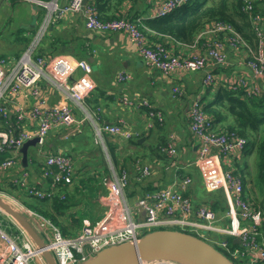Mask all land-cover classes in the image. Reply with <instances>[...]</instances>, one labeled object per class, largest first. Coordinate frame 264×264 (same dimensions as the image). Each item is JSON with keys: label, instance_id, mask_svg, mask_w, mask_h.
Listing matches in <instances>:
<instances>
[{"label": "built area", "instance_id": "obj_1", "mask_svg": "<svg viewBox=\"0 0 264 264\" xmlns=\"http://www.w3.org/2000/svg\"><path fill=\"white\" fill-rule=\"evenodd\" d=\"M26 1L40 6L43 10L45 8L43 0ZM188 1L151 0L150 5L156 10L152 15L164 16ZM262 1L264 0H242L241 9L246 12L252 23L255 45L243 38L232 24L220 20L206 22L197 33L196 40L191 44H185L186 50L173 52L162 41L151 45L144 32L147 27L140 17L100 18L95 0H67L61 10H58V4L54 3L42 24L49 26L58 21L63 17L61 15L63 11H68V14L81 13L84 17V25L89 30L126 32L134 42L145 65L159 71L164 77L177 71L204 70L206 75L202 80L205 87L221 84L233 91L241 90L247 97H256L264 96V12L257 8ZM42 36L41 31H38L34 43L23 51L15 64L6 61L5 58L0 59V115L4 119H8L11 114L7 106L8 96L19 91L37 93L38 83L44 78L56 83L71 101L79 105H82L87 93L94 87L90 77L92 66L86 60L63 54L50 58L34 55ZM228 50L240 53L237 69L216 75L212 67L230 65L225 60V53ZM77 69L81 70V74L72 79ZM130 78L131 75L123 70L116 74L118 81H126ZM182 90L181 82L173 84V95L181 94ZM135 98L123 96L120 101L129 106L144 108L149 119L148 128L152 127L154 122L163 123L161 111L154 109L146 98ZM30 113L37 121L36 129L20 130L15 123L16 131L7 129L0 131V151L10 149L13 151L11 153H14L24 141L34 136L38 137L36 144H43L49 131L55 127L67 129L64 137L74 136L81 132L85 125V118L75 117L70 105L65 101H59L44 112L34 107ZM13 115L22 126L24 121L22 107H19ZM186 117L196 145L193 164L201 175L206 191L223 193L229 224L222 225L219 222L221 217L207 204L194 205L191 199L184 195L183 190L191 183V177L186 175L180 181L178 188L169 185L154 188L145 192L131 207L121 199L116 202V207L110 208L98 219V222H94L93 225L84 222L81 230L75 235L65 237L54 226V229H51V239L45 242V249L48 248L47 250L53 254L56 264H79L105 247L125 241L134 242L149 231L163 228L195 233L196 237L211 244L230 260H239L241 264H259L264 260V238L261 235L264 220L262 209L245 196L244 182L234 171V165L243 155L247 140L237 133L217 126L212 116L205 112L200 97L192 101ZM96 132L110 134L121 140L140 136L139 132L131 130L123 123L97 124ZM158 151L174 156L177 148L174 142L169 141L160 145ZM14 156L15 153L11 158L0 162V173L15 166ZM133 165L136 171L135 180L139 182L152 171L151 164L140 158L135 159ZM72 175L71 157L62 152H55L46 155L41 171L42 177L51 179L49 185L37 187L35 184H30L27 171H23L13 180L28 193L44 198L49 196L59 183L72 179ZM128 179L127 170L122 166L115 181L103 177L102 182L111 195H116L122 193L128 185ZM32 211L30 214L35 215ZM4 216L8 214L0 208V217ZM46 223L51 225L49 220ZM14 224L21 233L10 234L13 237L0 224V264H47L43 255H34L36 245L32 239L17 223ZM39 233L43 235L41 237L44 240L45 229ZM215 233L217 237L213 235ZM19 237L21 242H18ZM234 238L239 239V244L233 242ZM139 264L180 263L154 259L141 261Z\"/></svg>", "mask_w": 264, "mask_h": 264}, {"label": "crops", "instance_id": "obj_2", "mask_svg": "<svg viewBox=\"0 0 264 264\" xmlns=\"http://www.w3.org/2000/svg\"><path fill=\"white\" fill-rule=\"evenodd\" d=\"M66 2L67 0H56L58 6L64 5ZM150 2L151 0H123L118 4V7L119 11L125 13L126 17L131 15L140 17L143 24L146 25L147 20L156 17L152 15L156 10L151 7ZM26 3L21 8H14L13 2L7 3L12 13L18 11L22 13V20L19 22L20 26L17 31V44L10 56L7 57V61H12L11 57L19 58L21 56L23 51L30 45V40L36 33L41 20L43 22L44 19L42 18L43 10L40 6L30 2ZM257 7L264 12V1L260 2ZM0 10L1 12L4 11L1 5ZM58 21L51 23L47 33H45L46 35L42 36L43 38L39 43L41 41H45V43L41 46L38 43L37 46L43 48L39 52L45 58L62 53L89 62L92 66L90 77L94 83L93 89L87 93L82 105H79L71 101L56 83L44 78L38 83L37 93L31 94L28 91H19L8 96L7 106L11 114L8 119H4L0 115V129L6 130L8 128L7 124L13 123L15 120L13 114L19 107H22L24 112L23 124L26 129L34 131L37 121L31 116V108L36 107L40 112H44L59 101L67 102L75 117L85 118V125L81 132L67 137H64L67 132L66 128L55 127L51 129L43 144H36L29 148L27 166L22 169L21 160L16 162L14 167L0 173V183H8L23 171H27L30 184L46 187V179L41 176L46 155L55 152L69 154L72 160L73 175L72 179L64 183L71 186L74 191L72 193L74 199H71V202H74V200L80 201L79 204L77 202L75 207L73 206V212L75 210L80 211L82 201H87L86 203L91 211L87 218L90 217L94 221L99 217L101 218L98 215L101 214L105 201L115 199L116 202H119L124 199L127 205L131 207L145 192L154 188L167 185L178 188L182 178L188 175L191 177V183L183 190L184 195L190 198L194 205L204 203L210 206L221 217L219 222L222 225H228L227 205L223 193L221 192L222 195L217 199L219 200V206H212L213 200H210L208 196L216 192H208L204 189L198 169L193 164L196 145L188 128L186 117V112L195 98H201L202 96L207 102L217 93V90L225 88V86L214 84L205 87L202 80L204 70L191 72L184 70L177 71V73L168 77L162 76L159 71L145 65L136 50L134 42L126 32L89 30L84 25V17L81 13L65 15ZM146 35L151 45L157 41H162L173 52L186 50L187 48L185 44L175 42L171 37L148 28L146 29ZM59 36L60 38H58ZM55 38L60 39L59 45L57 46L56 40H54L53 46L47 48L49 46L48 39ZM62 45L64 47L58 50L57 47ZM230 52L235 57L234 53ZM34 55H38L36 50ZM1 58L3 57L0 53ZM230 61L232 63L230 62L228 67L215 66L212 67V71L216 75H220L222 72L228 73L230 69H237V64H234L236 60L231 55ZM121 70L129 73L131 78L126 81H118L116 74ZM80 74L81 70L77 69L73 73L72 79ZM179 82L182 83V93L173 95L172 86L174 83ZM123 95H128L131 98L136 97L135 99L146 98L154 109L162 112L164 116L163 123L154 122V125L148 128L147 122L149 119L145 114V109L123 104L120 101ZM88 98L94 99L89 102V105L87 103ZM205 102H203L204 105ZM111 123H123L131 130L139 132L141 136L138 139L142 140L138 141L142 142L143 146L134 147L129 144V139L121 140L110 134H98L96 132L97 124ZM162 137L167 138L166 142L175 143L176 155H165L157 149L156 151H149L140 160L150 163L152 171L142 181L135 180L136 171L133 165L135 159L128 160L125 163L121 159L122 164L115 166L114 157L118 155L128 156L136 150L147 151L149 148L158 147L159 140ZM32 156L38 160V163L31 161ZM246 156L243 152L240 159L236 161L241 170L246 163ZM99 160L106 162L107 171L97 174L98 166L102 164L98 163ZM122 166L126 168L129 176L128 185L121 194L111 195L109 189L103 184L102 178L107 177L111 181H115ZM75 187L78 188L77 191H75ZM244 189L245 193L249 189L246 182ZM205 193H207L206 196ZM246 195L254 198L251 192ZM115 207L116 203L110 208ZM36 218L32 216L31 224L38 232H42L46 228L47 219L40 217L42 221H35Z\"/></svg>", "mask_w": 264, "mask_h": 264}, {"label": "trees", "instance_id": "obj_3", "mask_svg": "<svg viewBox=\"0 0 264 264\" xmlns=\"http://www.w3.org/2000/svg\"><path fill=\"white\" fill-rule=\"evenodd\" d=\"M122 1L123 0H95V6L98 10L99 17L108 19L116 16H125V13L119 11L120 9L118 7V4ZM242 3V0H189L185 5L175 9L169 14L147 20L146 25H144L148 29L172 37L175 39V42L191 44L196 40L197 33L206 22L221 20L232 24L243 38L252 45H255L256 39L252 31V23L248 19L246 12L241 9ZM127 17L134 18L132 15ZM144 32L146 33V29H144ZM253 35L254 40L251 41L250 39H253ZM58 38H60V36ZM43 43H45V41H41L39 46L43 45ZM53 44V42H50L47 48L53 46ZM39 46H37L36 51L38 55H41L39 51L43 50V48ZM49 53L52 54L51 51H49ZM93 100V98H88V105L89 102ZM204 110L212 116L217 126L230 132L237 133L247 140L244 152L246 154H253V162L256 171V181H254V183L259 194L264 196V96L247 97L241 90L233 91L230 88H221L217 90V93L210 100L205 102ZM7 127V130L10 131L17 130L15 123H9ZM166 139V137H162L159 140V146L166 143ZM128 142L134 147L143 146V143L139 142L138 138H131ZM158 147L149 148L147 151L136 150L132 155L128 156L118 155L114 157V164L118 166L121 165L122 162L125 163L128 160L145 157L149 151L158 150ZM11 152L13 151L10 149L0 151V162L11 158L14 153L16 162H19L21 158L19 150H15L14 153ZM121 159L122 162H120ZM35 160V157L32 156L31 161L33 163H38V160ZM98 163L102 164L98 166L99 170L97 174H99V172H106V162L99 160ZM234 171L241 176L245 184V176L241 172L242 170L237 162L234 165ZM45 179L47 185H49L51 179ZM7 184H9V188L2 190V187H0V191L2 190L6 194L19 198L26 207L33 210L40 217L49 220L63 235L71 236L77 233L79 228L78 220L84 217V215L83 213L76 214L75 211L73 212V206H76L78 200L71 202V199H74V195L69 191L68 184L59 183L57 187L60 186V188L56 189V187V190L52 191L49 196L44 198L38 197L33 193H28L27 190L16 185L13 179ZM36 186L38 187V185ZM12 189L18 190L17 195L11 192ZM77 190L78 188L75 187V191ZM244 194L253 201L255 205L261 207L258 201L255 200L256 198H252V200L245 192ZM262 204L264 208V200ZM211 205L214 207L219 206V200H213ZM3 223L6 224L5 228L9 234H18L20 232L16 225V228H14L13 225L5 221H3ZM191 234L195 235V233ZM40 235L43 237L41 233ZM224 237L229 238L226 235H224ZM231 261L234 262L233 259ZM235 261L240 263L239 260ZM259 264H264V260Z\"/></svg>", "mask_w": 264, "mask_h": 264}, {"label": "water", "instance_id": "obj_4", "mask_svg": "<svg viewBox=\"0 0 264 264\" xmlns=\"http://www.w3.org/2000/svg\"><path fill=\"white\" fill-rule=\"evenodd\" d=\"M142 140V139H138ZM38 137L34 136L19 148L21 168L28 164V153L35 146ZM0 208L4 210L27 233L47 264H56L53 255L45 249V242L28 218L0 196ZM233 242L239 244V239ZM164 259L180 264H234L228 257L211 244L190 233L177 229H155L149 231L136 241H125L98 251L93 257L79 264H139L141 261Z\"/></svg>", "mask_w": 264, "mask_h": 264}, {"label": "rangeland", "instance_id": "obj_5", "mask_svg": "<svg viewBox=\"0 0 264 264\" xmlns=\"http://www.w3.org/2000/svg\"><path fill=\"white\" fill-rule=\"evenodd\" d=\"M7 1L8 0H6V1L5 0H0V3H1L0 5H1L2 9L4 10L2 12L0 10V53L2 54V57L5 58L6 61H7V57H9L10 54H11V52L13 51L14 46L17 44V42H16V38L18 37L17 36V31H18L19 26H20L19 25V22L22 20V13L19 12V11L12 13L9 10L10 7L7 6V3H12L13 2L14 8H19V7L21 8L22 5L27 4L26 3L27 2L26 0H10L8 2ZM43 1L45 2V8H44V12L42 13V18H45L51 12L52 6H53L54 3H56V0H43ZM65 5L66 4H64L62 6H58V10L59 9L60 10L63 9ZM61 15L62 16L68 15V11H63ZM48 27L49 26L47 24L46 25H43L42 24V20H41V23L39 24L36 33L38 31H41V33H42V35L44 37L45 33H47V31H48ZM36 33L33 35V37L30 40V43L29 44H33L34 43L35 37H36ZM63 33H64V31H63ZM54 40H56V43H57V46H58L59 43H60V39H58V38L48 39V44L50 42H53ZM250 40L251 41L254 40V35H253V39H250ZM63 47L64 46L62 45L60 47H57V49L58 50H61V48H63ZM230 51H232V50H230ZM230 51L227 52V53H225L226 63H230V62L232 63V61H230V55L233 57V59L236 60V63H234V64L239 63V61H240L239 60L240 59V53L237 54V53H234V51H232L234 53V55H235V57H234L233 54ZM59 52H62V51H59ZM76 59H80V58H76ZM11 60L13 62L12 61H8V62H10L11 64H15V62L18 60V57L17 58L11 57ZM231 70L232 69H230V71ZM205 75L206 74L204 73L203 77ZM123 96H128V95H123ZM207 98H209V97H207ZM207 98H205V99H207ZM200 100H201V102H205V100L203 99L202 96H201ZM33 108L34 107L31 108V111H32ZM13 123H16L20 130L21 129H25V125L24 124H22V126H20L19 123L16 120H14ZM0 131H2V130L0 129ZM246 155H247L246 156V159L247 160L245 159L246 160V163L244 165H243L244 162L242 163L243 168H242V171H241L243 174H245V177H244L245 178V182L247 184V187L249 188L248 189L249 191L246 190V194H249V192H251L252 195H253V197L256 198L255 200L258 201V203L261 206L260 208L262 209V217H264V208L262 206L263 205L262 204V201L264 200V196L259 194V191L257 190V188L255 186V183H254V181H256L255 180L256 171H255V165H254V162H253V154L251 155V154H248L247 153ZM199 175H200V173H199ZM200 177H201V175H200ZM201 181H202V178H201ZM202 185H203V182H202ZM0 187H2V190H4L6 188H9V184H7L6 182L4 184H1L0 183ZM59 188H60V186H58L56 189H59ZM68 189H69V191L71 193L74 192L72 190V187L71 186H68ZM2 190L0 191V196L4 200H6L8 203H10L14 208H16L17 210L21 211L30 221L32 219V216L37 217L35 219V221H40L41 218H43V217H41V218L38 217L39 215L37 213H35L34 211H32V212L35 213V215L34 214H30L31 209L28 208V207H26L19 198H17L16 196H12V195L6 194ZM11 192L14 193V195H17L18 190L17 189H12ZM215 192L216 193H212L208 197L211 198L212 200L219 199V197L222 195L221 191H215ZM206 195H207V193H205V196ZM251 199H252V197H251ZM86 202L82 201V204L80 205L82 207V209L80 211L75 210V213L76 214L83 213V215H84V217H82V218H80L78 220V222H79V228H78L77 232L81 230L84 222H88L91 225H93L94 222H98V219L100 218L99 216L103 217L105 215L106 211H108L111 206L112 207L114 206V204L116 203V200L114 199L112 201H105V203L102 206L101 214L98 215L99 218H97L94 221H92V219L90 217L87 218V215L91 211H90V208H89V206H88V204ZM79 203H80V201L78 200V204ZM92 218L94 219L95 217H92ZM3 221L9 223L10 225H13L14 228H16L15 227V224H14L15 222L13 223V221H15L14 219L12 221L8 216L0 217V224L5 228V225L6 224L3 223ZM263 224H264V220L262 222V227H261V233H262L261 235L264 238V235H263V228H264V226H263ZM45 225H46V228H45V234H46V236L44 237V242L47 243L51 239V236H52L51 235L52 234L51 229H54V225L52 223H51V225L49 223H46ZM7 233L9 234L8 231H7ZM213 235L215 237L218 236L216 233L213 234ZM10 236H12V235H10ZM63 236L68 237L66 235H63ZM18 242H21V237L18 238ZM263 243H264V240H263ZM233 261H234L233 262L234 264H241L238 261H235V260H233Z\"/></svg>", "mask_w": 264, "mask_h": 264}, {"label": "bare ground", "instance_id": "obj_6", "mask_svg": "<svg viewBox=\"0 0 264 264\" xmlns=\"http://www.w3.org/2000/svg\"><path fill=\"white\" fill-rule=\"evenodd\" d=\"M8 217L10 218V219H12V217H10V215H8ZM13 220V219H12ZM13 222H15V221H13ZM48 249V248H47ZM34 255L35 256H38V255H41L42 256V250H39V249H37L36 247L34 248Z\"/></svg>", "mask_w": 264, "mask_h": 264}, {"label": "clouds", "instance_id": "obj_7", "mask_svg": "<svg viewBox=\"0 0 264 264\" xmlns=\"http://www.w3.org/2000/svg\"><path fill=\"white\" fill-rule=\"evenodd\" d=\"M184 5H185V4H184ZM178 8H179V7H178ZM176 9H177V8H176ZM172 12H173V11H172ZM156 17H158V16H156ZM225 88H227V87H225ZM140 136H141V135H140ZM140 136H139V137H140ZM139 137H138V138H139ZM19 227H20V226H19ZM38 233H39V232H38ZM39 234H40V233H39ZM40 236H41V235H40ZM194 236H195V235H194Z\"/></svg>", "mask_w": 264, "mask_h": 264}]
</instances>
